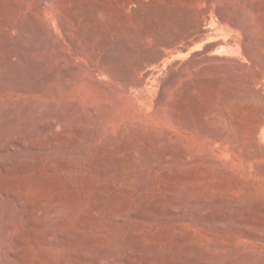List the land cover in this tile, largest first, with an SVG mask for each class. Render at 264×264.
<instances>
[{
    "label": "rangeland",
    "instance_id": "rangeland-1",
    "mask_svg": "<svg viewBox=\"0 0 264 264\" xmlns=\"http://www.w3.org/2000/svg\"><path fill=\"white\" fill-rule=\"evenodd\" d=\"M44 1L0 0V264H264V127L255 144L238 147L178 133L175 121H189L178 113L180 95L161 103L158 93L172 68L208 56L214 38L248 39L253 58L233 52L229 64L238 67L237 59L258 77L249 126L264 123V0H136L128 16L112 9L99 20L132 28L131 55L104 51L96 39L79 60L59 24L88 47L72 0ZM191 27L210 30L213 40L160 61L152 89L105 74L111 63L115 75L129 76L134 63L159 52L145 32L168 39ZM125 91L131 99L109 107ZM234 131L227 122L221 134L235 139ZM189 149L195 169L179 158ZM208 159L214 166L205 177ZM191 169L196 181L186 178Z\"/></svg>",
    "mask_w": 264,
    "mask_h": 264
},
{
    "label": "bare ground",
    "instance_id": "bare-ground-1",
    "mask_svg": "<svg viewBox=\"0 0 264 264\" xmlns=\"http://www.w3.org/2000/svg\"><path fill=\"white\" fill-rule=\"evenodd\" d=\"M134 3H136V0H72L71 2H69V5H70L69 9L75 12L74 15L72 16L73 23L75 24V27L78 29L79 34L81 32L83 33V35L84 34L86 35L87 40L85 39L84 41H87V43H89L88 47H86L85 49L79 48L77 41H74L75 39L72 40V38L70 37V31H72L70 29V26H68L67 23L63 21V19L61 20L59 19V24L63 30V33L65 32V34L69 37L70 42L72 44L70 45L73 46L74 51H76V56L78 58L77 60L85 58L89 51H93L92 45L94 44L96 39H98L99 44L98 45L97 43L95 44L97 45V47L99 46V48H102L104 51H113V52L114 51H125L124 53H126V55L129 54L130 56L131 52L133 51V47H132L133 39L131 36L132 28L131 30H129L127 29V26H126L125 30L119 31L120 29L117 30L115 26H113V24L111 25L109 24L107 26L101 25L99 20H101L100 19L101 15H106L109 18V15L112 13V9H117L118 13H120L121 15L128 16L129 12L132 9V5ZM44 4L49 7V5L50 6L53 5V1L45 0ZM143 35H144L143 36L144 41L146 42L151 41L157 44L158 51H159L157 54L146 56L143 59L134 63L133 71L132 72L128 71L129 76L123 75L124 77H121L120 75L119 76L115 75L113 68L111 69L110 67H108V65H110L111 63L108 64L107 66H104V71L106 75L111 76V78L113 77L115 80H118L120 83L126 84V86L128 85L130 88L152 89L154 85L156 86V84H159L158 82H161L160 76H161L162 69L159 67L160 65L157 66L160 61L163 60L167 62L169 57L175 53H179L180 55H183L186 51L191 50L192 46L195 45L202 38L210 36L211 32L208 29L199 30L197 27H191L187 30L182 31L179 35L173 36L168 39L167 38L164 39L160 35H158V33H154V32H145ZM211 36H212L211 37L212 39L214 35H211ZM112 38L114 39V41L110 43V40ZM221 38L220 39L214 38V40L212 39L213 41L210 42V44L206 45L205 53L209 52L210 56L209 55L206 56V54L202 55L200 54V52H198V53L192 54L188 62L181 63V64L178 62V64L182 66L181 69L180 68L179 70H174L173 68L171 69V72H169L170 73L169 79L165 83L161 84L162 86L160 90L158 91L159 96H160L159 101L161 103L166 102L168 95L170 94L180 95L181 99L180 101H178L179 102L178 113L180 112L184 116H188L189 121H187L186 119H185L186 121L184 119H181V120L179 119L180 121L176 120L173 125V130L175 132L180 133L181 131H184L187 133H199V134H202L204 138L206 137L209 138L210 141H212L216 145H224L226 143L228 144L231 143V144L237 145L236 147H238L239 145L244 146L247 144H255L257 142L256 135L258 134L260 129L264 127L262 117L256 119L255 124L253 126H249V121L254 118L253 117L254 112L252 111L253 109L252 101L257 97L258 89H256V86L258 84L259 79L256 76H252L251 72L248 73L247 67H245L247 64L245 63L243 64L241 61L237 59H235L236 62H240V65H238V67H235V66L233 67L232 64L231 65L229 64V62L233 61V56H232L233 52L239 53L245 59H252L254 56L253 54L254 50L250 49V47L248 46V43H247L248 39L245 40L243 38L244 39L243 42L236 44L232 40L228 41L229 39L226 40L225 38L224 39H221ZM254 49L256 50V48ZM202 53H204V51ZM254 53H256V51ZM257 53L259 52L257 51ZM262 55L263 54H261V57ZM185 57H187V55H185ZM126 60L129 61V59H126ZM212 62H215L216 64L212 65ZM218 63L220 65H217ZM76 68H74V70ZM260 68L262 69V66ZM123 71L125 72V70ZM142 72L145 74V77L142 79L135 80L131 76L133 74L142 73ZM124 74L126 75V72ZM124 90H126V88ZM125 96L126 98L129 97L128 91L123 92V95L121 97L113 94L112 97H110L109 101H107L106 103L109 105V107L110 106L114 107V105H118V104H119L118 106H121L123 104H126L125 103L126 100L123 102V99H125ZM141 100L139 99V101L144 102V99H141ZM106 103L104 105H106ZM9 122L11 123L12 120H10ZM227 122H230L235 128V131H234V135L236 136L235 139L231 137L232 134L230 135V137L228 136L226 139L223 137V135L225 134L223 135L221 134V132L225 133ZM214 127L219 128L220 130L219 134L218 132L217 134H215L216 132L215 133L213 132ZM155 139L156 138H154V140ZM155 141L157 142V139ZM188 142L190 143L191 141H188ZM186 144L187 143H185V145ZM190 145L192 146V142L190 143ZM192 154H193V150L189 149L188 151H185L181 155V157H179L180 160L182 161L185 160L184 161L185 165L183 164L182 166L187 167L188 165L189 167L195 169L196 165L192 163L191 161H188L192 158ZM129 158H130V155H129ZM203 165L205 166L204 176L205 177L211 176L212 175L211 170L214 166V162L208 159L202 162V166ZM189 172H191V175L186 178L187 179L190 178L192 181L193 180L196 181L197 175L196 176L192 175V169ZM166 183L167 182H165V184ZM183 189L184 187L182 188V190ZM120 213H121V210H120Z\"/></svg>",
    "mask_w": 264,
    "mask_h": 264
}]
</instances>
